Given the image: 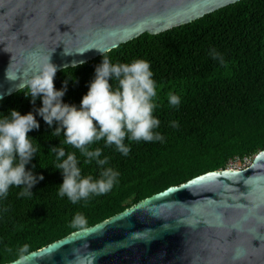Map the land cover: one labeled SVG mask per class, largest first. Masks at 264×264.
Here are the masks:
<instances>
[{"label":"trees","instance_id":"16d2710c","mask_svg":"<svg viewBox=\"0 0 264 264\" xmlns=\"http://www.w3.org/2000/svg\"><path fill=\"white\" fill-rule=\"evenodd\" d=\"M213 50L223 64L212 58ZM104 57L111 63L143 59L150 64L157 84L153 115L161 121L154 131L163 141L132 142L127 157L103 141L92 145L102 149L101 158L109 157L106 167L120 175L110 192L73 204L57 195L63 177L48 154L63 136H52L56 125L50 128L36 116L40 128L28 135L40 148L26 169L35 165L33 171L44 179L31 189V198H17L21 189L12 187L0 201V210L8 209L0 211V264L10 262L23 244L34 251L81 229L71 226L77 214L85 219L83 228L94 225L169 186L232 161L253 160L264 150V0H241L164 32L144 33L76 68L58 71L54 86L59 90L67 81L65 103L80 105ZM27 90L2 99L0 114L15 109L23 115L41 107L40 99L33 105L25 96ZM170 93L180 98L178 107L169 105ZM172 121L179 126L171 127ZM64 147L76 152L83 176L98 178L94 162L84 164L78 150Z\"/></svg>","mask_w":264,"mask_h":264},{"label":"water","instance_id":"95a60500","mask_svg":"<svg viewBox=\"0 0 264 264\" xmlns=\"http://www.w3.org/2000/svg\"><path fill=\"white\" fill-rule=\"evenodd\" d=\"M238 1L0 0V101L50 56L58 72ZM32 252L30 264H264V150Z\"/></svg>","mask_w":264,"mask_h":264},{"label":"clouds","instance_id":"9594fccd","mask_svg":"<svg viewBox=\"0 0 264 264\" xmlns=\"http://www.w3.org/2000/svg\"><path fill=\"white\" fill-rule=\"evenodd\" d=\"M211 55L214 60L224 63L219 53L213 50ZM50 58L28 80V90L24 93L31 98L33 105L40 99L42 106L23 115L15 109L10 110L8 115L0 114V201L8 197L12 187L21 189L17 198H31V189L44 179L42 174L37 175L33 171L35 165L26 169L40 148L36 139L28 135L40 128L36 116L41 117L50 128L56 125L52 136H63L60 145L51 147L48 154L54 156L52 166L63 177L62 184L57 186V195L67 197L73 204L110 192L120 175L112 167H106L109 157L101 158L102 149L92 148V145L103 141L105 147H114L127 157L132 142H162L164 139L154 131L161 121L153 115L158 106L155 102L157 84L147 61L137 59L130 63H111L104 57L95 68L87 94L77 106L63 101L67 81L59 90L55 88L57 66L50 62ZM79 63L82 65L84 61ZM77 66L75 62L72 64V68ZM6 76L9 78L8 70ZM168 102L170 106L178 107L180 98L170 93ZM170 126L179 125L172 121ZM125 140L129 143L126 144ZM64 146L78 150L84 157V164L94 162L99 168L98 178L83 176L76 152L66 151ZM0 211L7 212L8 209ZM84 224V217L77 214L71 226L83 229ZM33 255L30 246L23 244L15 250L10 264H30Z\"/></svg>","mask_w":264,"mask_h":264},{"label":"built area","instance_id":"2783aa9c","mask_svg":"<svg viewBox=\"0 0 264 264\" xmlns=\"http://www.w3.org/2000/svg\"><path fill=\"white\" fill-rule=\"evenodd\" d=\"M247 161H248V164L245 165V162H247ZM235 162H236V161H232L228 167L239 168V169H241V168H245V167H247L249 164H251L252 159H251V158H245L244 161H242V162H244L243 167L238 166V165H236V164L234 165Z\"/></svg>","mask_w":264,"mask_h":264},{"label":"rangeland","instance_id":"374dc122","mask_svg":"<svg viewBox=\"0 0 264 264\" xmlns=\"http://www.w3.org/2000/svg\"><path fill=\"white\" fill-rule=\"evenodd\" d=\"M235 164H236V165H238V166H241V167H243V165H244V162L236 161V162L234 163V165H235ZM246 164H248V161H247V162H245V165H246ZM249 165H250V164H249ZM249 165H248V166H249Z\"/></svg>","mask_w":264,"mask_h":264}]
</instances>
